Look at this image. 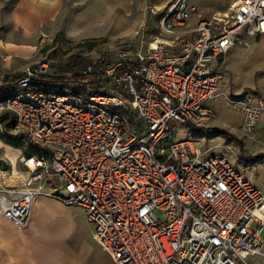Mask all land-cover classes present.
Returning a JSON list of instances; mask_svg holds the SVG:
<instances>
[{
	"label": "built area",
	"instance_id": "2783aa9c",
	"mask_svg": "<svg viewBox=\"0 0 264 264\" xmlns=\"http://www.w3.org/2000/svg\"><path fill=\"white\" fill-rule=\"evenodd\" d=\"M193 13L175 0L161 20L167 39L78 68L43 58L0 74V127L28 169L0 186L1 214L24 228L39 195L79 205L116 264H252L264 253V190L226 154L171 140L170 127L211 132L223 96L253 134L264 96L226 91L221 70L234 46L264 39V0L195 24Z\"/></svg>",
	"mask_w": 264,
	"mask_h": 264
},
{
	"label": "rangeland",
	"instance_id": "374dc122",
	"mask_svg": "<svg viewBox=\"0 0 264 264\" xmlns=\"http://www.w3.org/2000/svg\"><path fill=\"white\" fill-rule=\"evenodd\" d=\"M174 1L66 0L59 16L39 38L38 49L30 62L44 58L67 63L76 52L91 60H102L115 56L119 50L146 45L155 37L167 39L169 35L161 31L160 25L167 7ZM188 1L194 7L191 23L195 24L202 17L225 16L235 0ZM221 74L226 91L264 96V39L251 38L248 44L234 46L225 56ZM218 99V116L207 125L211 132L205 130L206 126L194 127L173 120L171 140L194 138L204 150V156L226 154L232 162L243 166L248 177L264 190V115L252 135H243L240 125L243 112L236 110L223 96ZM18 146L9 142L0 127V173L6 178L3 186L20 184L28 175V169L19 160L21 147ZM16 157L17 162H12L11 158ZM70 209L72 226L67 224L60 234L75 251L76 262L116 264L95 239L94 225L83 207L72 205ZM259 223L258 219L254 220L251 229ZM250 262L264 264V253L251 256Z\"/></svg>",
	"mask_w": 264,
	"mask_h": 264
},
{
	"label": "crops",
	"instance_id": "0c3cea01",
	"mask_svg": "<svg viewBox=\"0 0 264 264\" xmlns=\"http://www.w3.org/2000/svg\"><path fill=\"white\" fill-rule=\"evenodd\" d=\"M65 2L0 0V74L17 71L30 62L39 38L59 16ZM218 101H213L215 107ZM11 160L17 162V157ZM3 182L6 178L0 173L2 186ZM70 206L56 197L39 195L24 228L0 213V264H78L75 251L60 234L67 224L72 226Z\"/></svg>",
	"mask_w": 264,
	"mask_h": 264
},
{
	"label": "trees",
	"instance_id": "16d2710c",
	"mask_svg": "<svg viewBox=\"0 0 264 264\" xmlns=\"http://www.w3.org/2000/svg\"><path fill=\"white\" fill-rule=\"evenodd\" d=\"M89 62H91V59H90V58H88V57H83L80 53L76 52V53H73V54L70 56V59H69V61L67 62V65H68L69 67H71V68H78V67H80V66H82V65H84V64H87V63H89ZM8 115H9L8 113H5V114L1 115V116H0V120H1V119H4V118H7ZM225 131H226V130H225ZM227 133H229L230 135H231V134L233 135V133H231V132H228V131H227ZM242 150L245 151L244 144H242ZM262 154H264V153H262ZM263 156H264V155H263Z\"/></svg>",
	"mask_w": 264,
	"mask_h": 264
},
{
	"label": "bare ground",
	"instance_id": "6f19581e",
	"mask_svg": "<svg viewBox=\"0 0 264 264\" xmlns=\"http://www.w3.org/2000/svg\"><path fill=\"white\" fill-rule=\"evenodd\" d=\"M154 45H156V42H153V46H154ZM14 159H16V158H14Z\"/></svg>",
	"mask_w": 264,
	"mask_h": 264
}]
</instances>
